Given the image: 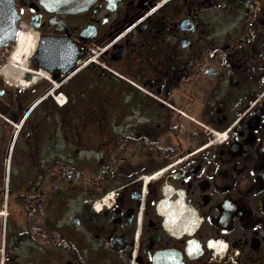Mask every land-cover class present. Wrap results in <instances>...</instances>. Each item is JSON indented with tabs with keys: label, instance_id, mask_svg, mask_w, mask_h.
Returning a JSON list of instances; mask_svg holds the SVG:
<instances>
[{
	"label": "flooded vegetation",
	"instance_id": "flooded-vegetation-1",
	"mask_svg": "<svg viewBox=\"0 0 264 264\" xmlns=\"http://www.w3.org/2000/svg\"><path fill=\"white\" fill-rule=\"evenodd\" d=\"M10 3L0 264H264V0Z\"/></svg>",
	"mask_w": 264,
	"mask_h": 264
},
{
	"label": "water",
	"instance_id": "water-1",
	"mask_svg": "<svg viewBox=\"0 0 264 264\" xmlns=\"http://www.w3.org/2000/svg\"><path fill=\"white\" fill-rule=\"evenodd\" d=\"M16 13L10 0H0V48H5L14 42V24Z\"/></svg>",
	"mask_w": 264,
	"mask_h": 264
},
{
	"label": "bare ground",
	"instance_id": "bare-ground-1",
	"mask_svg": "<svg viewBox=\"0 0 264 264\" xmlns=\"http://www.w3.org/2000/svg\"><path fill=\"white\" fill-rule=\"evenodd\" d=\"M36 46H37V38L36 37L32 36L31 34L30 35H25L24 33L20 34V36L18 38V42H17L16 48L14 50L15 54L12 55L11 62L13 64H16V66H18L19 68H22V71H24L23 68H25L24 67L25 61L23 60L24 57H22V56H25L27 58L28 56L32 55L34 50H35V48H36ZM16 66H12L11 68L12 69H18V67H16ZM9 72H10V70H9ZM25 72H27V71L25 70ZM16 74H17V72H16ZM14 79H16V78L14 77ZM18 79H19V82H20L21 81L20 78H18ZM19 82H17L18 85L23 87V88H27L30 85L29 83H26V82L24 83L23 81L20 82V83Z\"/></svg>",
	"mask_w": 264,
	"mask_h": 264
},
{
	"label": "rangeland",
	"instance_id": "rangeland-1",
	"mask_svg": "<svg viewBox=\"0 0 264 264\" xmlns=\"http://www.w3.org/2000/svg\"><path fill=\"white\" fill-rule=\"evenodd\" d=\"M99 89H100V97H99V101L97 102V103H95V104H91V103H87L86 105L87 106H85V104L84 103H79V104H77V109L78 110H90V109H94L93 108V106L92 105H95V109L94 110H99V111H103V110H106L107 108H108V102H106V99L102 96V94H104V93H102V90H104V87L102 86V84H101V82H100V86H99ZM105 107H107V108H105ZM71 121H70V124H72V126H73V123H74V120L73 119H70ZM84 121H87L88 119H83ZM67 126V125H66ZM67 127H69V125L67 126ZM68 137H70V136H68ZM151 137H153V135H151ZM84 149H87L85 146L83 147ZM105 154L107 153V151H111V143L110 142H108V143H106L105 145H104V147H103V150H102ZM85 152L86 151H83V155H85ZM83 158V162H82V164H81V167H82V170H84V171H86V172H88L90 169H96V167H95V164H96V162H94V161H86L85 160V157L83 156L82 157ZM8 172V171H7ZM7 172H6V175H7ZM6 180H7V178H6ZM69 189V188H68ZM72 217V215H69L68 216V221H69V219ZM36 250H37V248H36ZM42 258V257H41ZM31 264H34V263H31Z\"/></svg>",
	"mask_w": 264,
	"mask_h": 264
},
{
	"label": "snow or ice",
	"instance_id": "snow-or-ice-1",
	"mask_svg": "<svg viewBox=\"0 0 264 264\" xmlns=\"http://www.w3.org/2000/svg\"><path fill=\"white\" fill-rule=\"evenodd\" d=\"M220 243V247H225V245L223 244V242H219ZM209 247H214V245L212 243L209 244Z\"/></svg>",
	"mask_w": 264,
	"mask_h": 264
},
{
	"label": "trees",
	"instance_id": "trees-1",
	"mask_svg": "<svg viewBox=\"0 0 264 264\" xmlns=\"http://www.w3.org/2000/svg\"><path fill=\"white\" fill-rule=\"evenodd\" d=\"M68 184H69V181H68ZM109 191H107L106 193H108Z\"/></svg>",
	"mask_w": 264,
	"mask_h": 264
}]
</instances>
